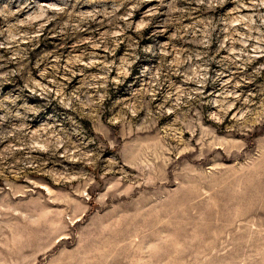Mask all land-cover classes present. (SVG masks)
Listing matches in <instances>:
<instances>
[{"label":"rangeland","instance_id":"374dc122","mask_svg":"<svg viewBox=\"0 0 264 264\" xmlns=\"http://www.w3.org/2000/svg\"><path fill=\"white\" fill-rule=\"evenodd\" d=\"M212 2L210 7L209 0H0V44L5 45L0 47V132L11 133L0 139V207L39 221L32 225L14 212L0 213L8 247L13 248L15 236L23 237L13 253L0 249L6 260L264 264V54L255 51L264 50V25L258 19L264 7H255L253 0H242L248 6L238 0ZM246 16L256 21L252 27L259 32H250L247 21L238 18ZM209 22L210 45L204 48L199 41ZM233 32L239 33L233 41L251 39L232 43L227 37ZM149 45L155 55L145 51ZM201 51L213 58L212 74L218 77L206 95L219 96L227 81H232L227 90L239 94L229 97L234 107L220 130L227 133L237 116L252 113L241 121L246 127L232 132L234 141L246 147L236 151L234 143L232 156L217 149L221 156L216 162L224 168L211 177L180 178L155 188L141 185L125 196L110 192L121 169L109 165L112 153L101 145L104 124L134 106L137 96L151 95L155 85L151 74L141 75L143 67L159 76L161 65ZM129 55L139 59L132 75L125 76L120 65ZM187 67L171 72L154 104L165 103L169 89L197 87ZM106 74L107 88L88 86L102 85ZM75 95L81 100L76 108L61 107L66 96ZM86 96L94 101L104 97L98 106L103 123L86 106ZM174 102L165 107L171 109ZM53 112L70 115L75 123L47 120ZM21 124L30 136L15 131ZM123 171L135 175L126 166ZM65 212L78 214L77 219L52 235L51 223Z\"/></svg>","mask_w":264,"mask_h":264},{"label":"clouds","instance_id":"9594fccd","mask_svg":"<svg viewBox=\"0 0 264 264\" xmlns=\"http://www.w3.org/2000/svg\"><path fill=\"white\" fill-rule=\"evenodd\" d=\"M215 2L223 3L224 0H215ZM238 2L241 3V6H248L243 5L242 0H238ZM197 3L203 4L205 0H197ZM253 4L257 8L264 7V0H253ZM209 6H214L212 0H209ZM43 15L44 13H41V16ZM238 18L242 23L247 21L250 32L253 30L260 31L258 26L253 29L252 26L256 24V21L251 16ZM32 19L34 17H29V21ZM258 19L260 24L264 25V13L260 14ZM211 27L209 22L204 31V39L199 41L204 48L210 45V31L208 29ZM233 35L239 36V33L233 32L228 35L227 39L232 43H246V39H251V37H248L233 41ZM260 39L264 42V33H261ZM4 46V44H0V47ZM145 51L153 52L152 46H147ZM232 51L236 52L237 50L232 49ZM240 51L242 52V50ZM255 51L264 54V50L259 48L255 49ZM153 54L155 55L156 53L153 52ZM243 54L246 55V53ZM138 59V56L129 55L121 63L120 69L125 76L132 75V66ZM193 59L199 61V63L193 65ZM212 60L213 58L206 51H201L178 60L173 65H161L158 69L159 76L153 74L152 69L148 66L141 69V75L151 74L152 83L155 85V88L151 90V95L145 92L137 96L134 106H126L127 110H122L118 117L109 119L104 124L107 134H102L101 145L112 153L109 156V165L113 168L119 166L121 169L119 178L111 183L110 192L125 196L131 193L133 189L140 188L141 185L146 188H155L158 183L163 184L165 181L179 180L180 178L188 180L189 178L196 179L205 175L211 177L213 173H220L224 168L223 163L216 162L221 156L217 149H223L224 153L232 156L233 144L235 143L237 145L236 151H243L246 145H244L243 141H234L232 132L233 129L239 131L246 127L241 121L246 117L252 116V113L245 112L242 116H237V124L233 125L227 133L220 130L218 126L223 125L227 111L234 107L229 97L238 99L239 94L234 89L232 91L227 90V85L232 83V81H227L225 89L219 96L209 97L206 95L205 89L209 83H215L218 79L217 76L212 74ZM184 65H188L185 72L189 80L195 83L197 87L195 89H169L164 94V100L165 103L169 100L175 101L171 109L165 107V103L154 104L156 92H159L164 87L166 81L170 82L171 72ZM95 79L99 80L100 78L95 77ZM88 86L107 88V74L102 85L90 84ZM103 98L101 97L100 100L94 101L91 96H86V106L90 111L98 113V124L103 123L102 120H99L100 108L98 107ZM79 103H81L80 95L66 96L61 102V107L70 111L76 108ZM205 105L208 106L207 111H205ZM29 110L39 111L34 108ZM16 115L19 116L20 113L17 112ZM166 116L169 119L167 122H163L161 118ZM47 120L53 123L58 120L75 123L70 115L57 116L55 112L49 113ZM209 121L212 123H209ZM115 125H119L121 130L116 131L112 127ZM24 129L25 125L21 124L15 131L30 136V133H24ZM73 131L77 133L79 138V128H74ZM10 134L0 132V139L7 138V135ZM53 146H55L54 138ZM84 158H87V154H85ZM125 166L133 170L135 175L132 172H124L123 168ZM88 183L91 184L94 181L89 180ZM122 184H126V187L121 190ZM103 198L106 199L107 194ZM7 212H14L16 216L21 217L29 224L38 225L39 223L38 219H32L30 213L0 207V213ZM77 215H69L68 212H65L62 213L61 217H56L50 225L52 235L65 231L75 222ZM22 238L21 236L14 237L11 242L13 248ZM6 240L7 238L3 236V229L0 228V249L8 248L9 253H13V248L8 247ZM31 259L33 264H35L34 257ZM0 264H23V260L13 261L11 256L6 260L5 254L0 252Z\"/></svg>","mask_w":264,"mask_h":264}]
</instances>
